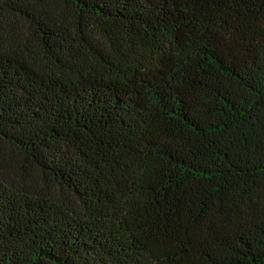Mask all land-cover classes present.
<instances>
[{
  "label": "trees",
  "instance_id": "1",
  "mask_svg": "<svg viewBox=\"0 0 264 264\" xmlns=\"http://www.w3.org/2000/svg\"><path fill=\"white\" fill-rule=\"evenodd\" d=\"M0 264H264V0H0Z\"/></svg>",
  "mask_w": 264,
  "mask_h": 264
}]
</instances>
